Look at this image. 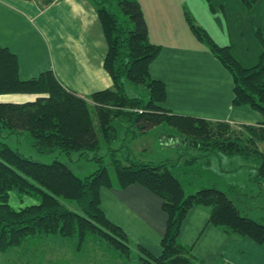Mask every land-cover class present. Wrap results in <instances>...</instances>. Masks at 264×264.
I'll use <instances>...</instances> for the list:
<instances>
[{
	"label": "trees",
	"instance_id": "16d2710c",
	"mask_svg": "<svg viewBox=\"0 0 264 264\" xmlns=\"http://www.w3.org/2000/svg\"><path fill=\"white\" fill-rule=\"evenodd\" d=\"M40 1L49 5L54 0ZM91 1L108 46L104 67L114 82L113 88L96 91L89 97L98 117L102 139L91 115L92 103L87 98L65 88L52 70L22 79L17 55L2 45L0 138L28 133L33 147L44 155L59 152L69 157L74 153L87 156L89 152L105 148L116 181L112 180L104 164V156L94 158L100 164L96 172L81 178L57 158L51 163L37 161L0 139V252L7 253L15 247L57 235L71 240L77 238L80 246L99 236L121 254H130V236L107 216L102 207V190L125 189L134 184L159 196L162 210L167 215L161 252L155 254L144 245H137L144 264H204L194 257L192 247L179 240L182 224L195 207L209 208V223L213 226L264 245V224L243 216L227 190L213 186L187 194L184 177L174 171L175 167L167 163H145L130 156L124 163L117 155L123 146L116 147L122 137H126L125 124L136 135L138 130L149 131L165 123L201 150L240 156L254 162L256 173L252 179L263 186L264 121L259 125H244L246 132L242 136L231 128L230 122L178 114L165 108L166 85L150 74V65L160 55L162 47L150 40L139 0H117L116 10L108 5V0ZM257 1L242 0L249 10ZM190 26L195 36L232 73L233 103L248 105L264 115L262 31L256 32L262 45L259 61L246 67L235 58L231 45L218 44L206 29L192 21ZM143 82H148L152 88L148 101L126 92V84ZM5 94H29L34 98L24 102H4L1 96Z\"/></svg>",
	"mask_w": 264,
	"mask_h": 264
},
{
	"label": "crops",
	"instance_id": "0c3cea01",
	"mask_svg": "<svg viewBox=\"0 0 264 264\" xmlns=\"http://www.w3.org/2000/svg\"><path fill=\"white\" fill-rule=\"evenodd\" d=\"M139 2L151 42L162 47L160 55L150 65V74L166 85L165 108L178 114L238 125H259L264 121V115L252 107L233 103L232 73L205 43L196 38L190 26V21L199 20L198 26L206 29L218 44L232 45L233 50L231 40L228 42L219 37H247L245 41H240L246 51L243 59L254 61L262 53L256 32L261 30L264 35V0H258L251 10L245 7L242 0ZM0 45L17 55L22 79L37 77L42 72L52 70L65 88L88 100L94 92L114 87L104 67L108 49L104 29L91 0H54L49 5H44L40 0H0ZM253 52L250 58L247 54ZM233 55L244 63L240 56ZM243 65L252 67V64ZM211 69H216L222 78L210 73ZM19 95L22 96L5 94L1 100L20 102L23 99L21 102H24L32 98L29 94ZM255 173L254 166L248 174L252 183L250 188L256 191L258 197L264 196V185L252 179ZM234 187L242 191L239 185ZM109 190L119 201L130 204L135 198H139V201H143L144 197L148 199L150 206L141 203L145 205L141 219L146 225L159 229L161 244L167 222L162 199L139 184ZM151 205L159 215V226L154 225L145 214ZM254 209L264 210V203L254 204ZM104 210L109 217L107 210ZM209 212L206 207H195L182 224L179 240L192 247L194 257L204 264H264V245L213 226L209 223ZM122 227L130 236L127 228ZM48 238L59 237L51 235L41 239L44 241ZM2 254L7 253H0V264Z\"/></svg>",
	"mask_w": 264,
	"mask_h": 264
},
{
	"label": "rangeland",
	"instance_id": "374dc122",
	"mask_svg": "<svg viewBox=\"0 0 264 264\" xmlns=\"http://www.w3.org/2000/svg\"><path fill=\"white\" fill-rule=\"evenodd\" d=\"M108 1V5L112 8L114 6L113 9L116 10L117 0ZM188 8H191L190 4ZM192 15L194 16V14ZM193 23L198 26L199 20L195 19ZM219 38L228 42L231 40L234 44V50L231 45L232 53L234 52L233 54L240 56L245 64H252L251 66L257 64L259 55H257V58L255 57L254 61L243 59L246 51L240 41H245L247 37L243 39L235 36ZM253 54L254 52L247 55L252 58ZM210 73L222 78V75L216 69H211ZM212 87H215V85H212ZM151 90L152 88L148 85V82L126 84V92L130 96H140L145 101L149 100ZM17 96L22 95L17 94ZM30 97L33 99L34 95ZM20 100L23 101V99ZM91 105L94 125L100 139H102L98 117L93 103ZM230 125L234 131L238 132V135H245L244 125L234 123H230ZM125 130L126 137H122L123 140L121 139L122 141H119L116 145V147L123 146L117 155L124 163L128 162L127 156L145 163H167L170 167H175L174 171L181 173L184 177L187 194H193L202 188L220 186L228 191V196L235 202L243 216L256 218V221L264 224V210L254 209V204L264 203V196L258 197L256 191L251 190L252 183L248 179V174L254 169V162L246 161L240 156H227L211 150H201L195 147L193 141H186L184 134L165 123L157 125L149 131L138 130L136 135L132 133L133 129L128 124H125ZM0 139L10 147L17 148L22 154L31 159L51 163L57 158L65 162L81 178L96 172L100 168V164L94 158L104 156V164L109 169L112 180L116 181L114 167L105 148H102L99 152H89L87 156L74 153L69 157L59 152L44 155L33 147L28 133H23L20 137L12 135ZM130 151L131 153H129ZM234 185L242 187V191L238 188L234 189L236 188ZM134 200L131 204L127 201H119L116 195H111V190H102L103 208L107 210L109 217L114 222L121 224L130 232L131 250L128 255L121 254L120 251L110 247L99 236L93 237V240L89 242L84 241L82 246H80L77 238L71 240L70 238L58 236L59 238H48L42 242L27 243L15 247L9 251L10 253L2 254L1 264H144L139 258L140 253L137 245L140 243L153 253L159 254L161 248V244H159L160 236L158 238L159 229H154L142 222L141 216L144 217V215L141 211L145 208V205L150 206L148 199L144 197L143 201H139V198ZM123 203H126L130 208H126ZM145 214L151 218L154 225H160L159 215L156 213L154 205H151Z\"/></svg>",
	"mask_w": 264,
	"mask_h": 264
}]
</instances>
